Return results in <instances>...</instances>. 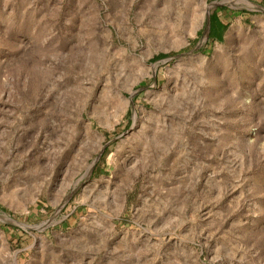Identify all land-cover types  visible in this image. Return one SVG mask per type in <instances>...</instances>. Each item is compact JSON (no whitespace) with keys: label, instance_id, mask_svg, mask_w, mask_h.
Here are the masks:
<instances>
[{"label":"rangeland","instance_id":"1","mask_svg":"<svg viewBox=\"0 0 264 264\" xmlns=\"http://www.w3.org/2000/svg\"><path fill=\"white\" fill-rule=\"evenodd\" d=\"M0 264H264V0H0Z\"/></svg>","mask_w":264,"mask_h":264},{"label":"trees","instance_id":"2","mask_svg":"<svg viewBox=\"0 0 264 264\" xmlns=\"http://www.w3.org/2000/svg\"><path fill=\"white\" fill-rule=\"evenodd\" d=\"M227 28L228 24L221 19L220 15L218 14V11L213 10L210 13L209 38L214 40H222Z\"/></svg>","mask_w":264,"mask_h":264},{"label":"water","instance_id":"3","mask_svg":"<svg viewBox=\"0 0 264 264\" xmlns=\"http://www.w3.org/2000/svg\"><path fill=\"white\" fill-rule=\"evenodd\" d=\"M209 27H210V14H209V17H208V36H209Z\"/></svg>","mask_w":264,"mask_h":264}]
</instances>
